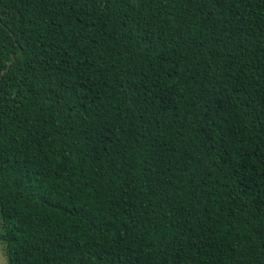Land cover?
<instances>
[{"label": "trees", "instance_id": "obj_1", "mask_svg": "<svg viewBox=\"0 0 264 264\" xmlns=\"http://www.w3.org/2000/svg\"><path fill=\"white\" fill-rule=\"evenodd\" d=\"M9 264H264V0H0Z\"/></svg>", "mask_w": 264, "mask_h": 264}, {"label": "rangeland", "instance_id": "obj_2", "mask_svg": "<svg viewBox=\"0 0 264 264\" xmlns=\"http://www.w3.org/2000/svg\"><path fill=\"white\" fill-rule=\"evenodd\" d=\"M2 221L1 213H0V223ZM0 264H9L8 256H7V247L6 244H0Z\"/></svg>", "mask_w": 264, "mask_h": 264}, {"label": "crops", "instance_id": "obj_3", "mask_svg": "<svg viewBox=\"0 0 264 264\" xmlns=\"http://www.w3.org/2000/svg\"><path fill=\"white\" fill-rule=\"evenodd\" d=\"M0 244H3V243L0 241Z\"/></svg>", "mask_w": 264, "mask_h": 264}]
</instances>
